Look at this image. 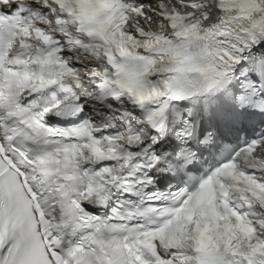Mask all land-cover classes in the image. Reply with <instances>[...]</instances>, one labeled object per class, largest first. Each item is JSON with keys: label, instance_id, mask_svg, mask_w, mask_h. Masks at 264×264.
<instances>
[{"label": "snow or ice", "instance_id": "6c2138e0", "mask_svg": "<svg viewBox=\"0 0 264 264\" xmlns=\"http://www.w3.org/2000/svg\"><path fill=\"white\" fill-rule=\"evenodd\" d=\"M0 264H264V0H0Z\"/></svg>", "mask_w": 264, "mask_h": 264}]
</instances>
